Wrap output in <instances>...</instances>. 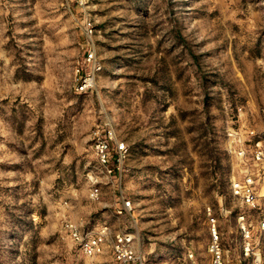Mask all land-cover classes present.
<instances>
[{
    "label": "rangeland",
    "instance_id": "1",
    "mask_svg": "<svg viewBox=\"0 0 264 264\" xmlns=\"http://www.w3.org/2000/svg\"><path fill=\"white\" fill-rule=\"evenodd\" d=\"M259 142L264 0H0V264H124L66 219L132 234L130 264H213L214 229L226 264H264Z\"/></svg>",
    "mask_w": 264,
    "mask_h": 264
},
{
    "label": "built area",
    "instance_id": "2",
    "mask_svg": "<svg viewBox=\"0 0 264 264\" xmlns=\"http://www.w3.org/2000/svg\"><path fill=\"white\" fill-rule=\"evenodd\" d=\"M112 136L105 137L98 135L94 143V150L98 162L103 165L109 173L117 171L122 173L123 161L128 155V146L124 141H117V153L112 152ZM256 150V157L258 162L263 165L264 175V145L259 142ZM237 153L245 157L246 150L239 148ZM115 157L117 164L115 167L111 166V161ZM234 192L244 200L247 205H256L260 198L257 183L247 170L243 181H238L234 185ZM100 190L96 187L92 191V196L98 197ZM122 206L117 209L118 213L126 211L135 223L139 222L136 207L131 199H126L121 192ZM264 228V222H263ZM64 229L68 231L71 239L80 247L86 255H94L103 252L107 247H111L114 251L116 259L124 264L137 262L139 257L134 246L133 235L125 231H112L108 224H103L98 230H91L84 227L73 219H66ZM214 237L212 238L209 250L212 254L213 264H226L224 260L223 248L217 236L216 230H213Z\"/></svg>",
    "mask_w": 264,
    "mask_h": 264
},
{
    "label": "crops",
    "instance_id": "3",
    "mask_svg": "<svg viewBox=\"0 0 264 264\" xmlns=\"http://www.w3.org/2000/svg\"><path fill=\"white\" fill-rule=\"evenodd\" d=\"M119 205H120V207L122 206L121 204L117 203V201H116V202H115V205H114L115 209H116V207L119 206Z\"/></svg>",
    "mask_w": 264,
    "mask_h": 264
}]
</instances>
